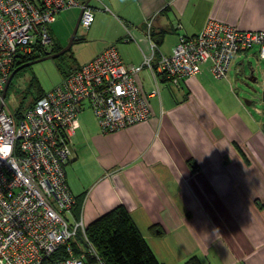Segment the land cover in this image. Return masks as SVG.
Returning a JSON list of instances; mask_svg holds the SVG:
<instances>
[{"label": "crops", "instance_id": "crops-1", "mask_svg": "<svg viewBox=\"0 0 264 264\" xmlns=\"http://www.w3.org/2000/svg\"><path fill=\"white\" fill-rule=\"evenodd\" d=\"M88 6L94 22L79 43L90 46L91 55L66 71L110 46L127 66L143 65L152 42L156 59L171 56L181 36H196L210 21L264 31V0H91ZM80 10L61 12L51 25L57 48ZM242 54L234 56L230 71H243ZM230 71L225 80L232 79ZM208 76L203 65L199 75L175 88L145 66L139 86L146 94L159 90L150 99V120L110 134L102 133L86 107L66 181L86 225L123 206L163 264H264V194L257 191L258 165L251 164L253 140L264 134L221 109L205 83Z\"/></svg>", "mask_w": 264, "mask_h": 264}, {"label": "built area", "instance_id": "built-area-1", "mask_svg": "<svg viewBox=\"0 0 264 264\" xmlns=\"http://www.w3.org/2000/svg\"><path fill=\"white\" fill-rule=\"evenodd\" d=\"M73 8L84 10L80 26L89 29L94 13L80 0H0V264H103L87 225L75 217L77 199L65 172L75 158L73 136L86 107L102 133L110 134L150 120V99L159 90L146 94L139 86L145 66L180 88L203 65L224 79L238 53L257 49L264 61V31L210 21L196 36H181L171 56L156 59L151 41L152 55L141 66H127L110 46L61 76L34 104L12 112L3 93L16 60L50 52L51 25Z\"/></svg>", "mask_w": 264, "mask_h": 264}, {"label": "rangeland", "instance_id": "rangeland-1", "mask_svg": "<svg viewBox=\"0 0 264 264\" xmlns=\"http://www.w3.org/2000/svg\"><path fill=\"white\" fill-rule=\"evenodd\" d=\"M74 29L75 26L62 30L59 36L62 49L68 46ZM83 32L84 29L80 26L76 41L67 55L34 64L14 76L5 98L9 110L15 112L29 106L35 101L34 96L38 89L43 93L51 91L60 84L62 71L90 57L91 47L84 48L79 43ZM256 52L257 49H253L246 52L247 54H242L243 71L240 74L234 70L230 71L232 79H215L213 76H208L205 83L213 91L221 109L228 116L236 115L252 132L256 130L264 134V61L252 56V53ZM71 57L75 60L73 61ZM253 141L256 153L253 154L251 164L258 165L257 191L264 194V138L258 136ZM245 156L249 155H243V158Z\"/></svg>", "mask_w": 264, "mask_h": 264}, {"label": "trees", "instance_id": "trees-1", "mask_svg": "<svg viewBox=\"0 0 264 264\" xmlns=\"http://www.w3.org/2000/svg\"><path fill=\"white\" fill-rule=\"evenodd\" d=\"M60 50L62 48H57L54 44L50 52L38 51L27 57H23V59L16 60L12 72L28 62L44 57L46 53L54 54ZM64 55H67V53ZM78 68L62 71L61 76H67ZM44 94L38 89L37 94L34 96L35 101ZM79 213L80 205L77 201L74 208L75 217L79 218ZM86 231L103 264H163L141 235L131 216L123 206L116 207L87 225ZM151 231L154 234L162 235L158 227H151ZM187 264L198 263L195 259H191Z\"/></svg>", "mask_w": 264, "mask_h": 264}, {"label": "water", "instance_id": "water-1", "mask_svg": "<svg viewBox=\"0 0 264 264\" xmlns=\"http://www.w3.org/2000/svg\"><path fill=\"white\" fill-rule=\"evenodd\" d=\"M90 1H91V0H89V1L86 3V5H89ZM83 12H84V10L81 9V10H80L79 17H78V20H77V23H76V25H75V29H74V32H73L72 38H71V40H70L68 46L65 47V48H63V49L60 50L59 52L54 53V54L46 53L44 57H42V58H40V59H37V60H35V61L29 62V63H27V64H25V65H23V66L17 68V69L11 74V76H10V78H9V80H8V82H7V84H6V86H5V90H4V93H3V98L6 97V94H7V92H8L9 86H10V84H11V82H12L14 76H15L18 72L22 71V70L25 69V68L31 67V66H33L34 64H37V63H41V62H44V61H47V60L58 59V58H60L61 56H63L64 54L70 52L72 45H73V44L75 43V41H76V35H77L78 29H79V27H80V23H81V19H82V16H83Z\"/></svg>", "mask_w": 264, "mask_h": 264}, {"label": "flooded vegetation", "instance_id": "flooded-vegetation-1", "mask_svg": "<svg viewBox=\"0 0 264 264\" xmlns=\"http://www.w3.org/2000/svg\"><path fill=\"white\" fill-rule=\"evenodd\" d=\"M35 60H37V59H35ZM35 60H33V61H35ZM32 62V61H31ZM29 63V62H28ZM26 69V68H25Z\"/></svg>", "mask_w": 264, "mask_h": 264}]
</instances>
